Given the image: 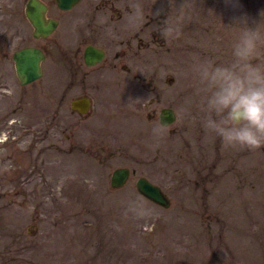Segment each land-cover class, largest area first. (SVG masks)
<instances>
[{"label": "rangeland", "instance_id": "rangeland-1", "mask_svg": "<svg viewBox=\"0 0 264 264\" xmlns=\"http://www.w3.org/2000/svg\"><path fill=\"white\" fill-rule=\"evenodd\" d=\"M141 5L162 9L156 30L171 21L182 34L158 38L148 62L122 61L133 72L155 74V91L139 90V117L123 118L114 90L107 88L106 107L88 116L71 111L70 101L88 94L80 8L61 14L76 17L78 63L53 62L57 48L50 45L44 74L31 84L20 85L10 60L17 40L8 50L0 39V264H264V147L226 149L204 130L197 107L203 86L194 71L207 60L231 61L238 19L247 15L249 26L259 21L264 0H239L238 7L226 0ZM13 22L32 45L51 40L33 39L21 11ZM156 95L159 107L176 114L159 140L152 129L160 124L144 115V104ZM187 107L191 116L181 119ZM117 167L131 173L123 187L111 188ZM140 176L162 188L168 208L137 192ZM129 194L142 197L153 214H126Z\"/></svg>", "mask_w": 264, "mask_h": 264}, {"label": "flooded vegetation", "instance_id": "flooded-vegetation-1", "mask_svg": "<svg viewBox=\"0 0 264 264\" xmlns=\"http://www.w3.org/2000/svg\"><path fill=\"white\" fill-rule=\"evenodd\" d=\"M29 1L0 0V39L8 47V50H11L10 47L15 40L18 42V45L11 50L9 55L13 65V53L24 47L40 49L44 56L42 63L45 62L49 55L48 47L50 45L57 48V59L55 58L53 62L64 61L68 66L76 65L80 58L79 51L74 46L76 17L65 20L61 17V14H69L75 8H80L85 15L87 28L85 47L88 46V48L102 54V58L96 62L94 61L95 57L90 52L88 60L94 63L86 65L82 52V62L88 68V94L81 95L88 96L90 101L86 116L93 112L96 107L103 108L107 106V98L103 91L106 88L114 90L117 96L114 103L120 109L119 111L126 115L123 118L143 116L138 112L141 104L139 102V90L155 91L156 87L152 83L155 80V74L147 75L133 72V68L122 63V61L128 57L135 60L141 58L145 62L150 61L152 54L155 53L152 43L156 44L158 38L159 41L163 40L159 30H156L160 25H156V23L160 20L161 15L156 16L154 15L155 10L143 8L144 20L137 26H133L129 20L132 14L131 5L133 0H78L67 9H63L58 0H38L44 6L43 17L45 21L55 23V28L46 36L35 37L33 35L34 29L26 16ZM137 2L141 4V0H137ZM18 11H21L25 24L31 28V37L44 42L51 39L47 41L48 44L32 45L26 42L27 37L23 33L24 29L18 27L17 24L14 26L13 16ZM54 34H57V36H53ZM7 57L8 53L5 52L4 58ZM104 64L111 72L104 71ZM93 69H97V71L93 73ZM118 70H121V73ZM43 74L44 69L42 68V76ZM96 94L99 97L98 101L95 100ZM122 102L128 107L124 106L123 108L120 105ZM158 104V95L147 100L144 104L145 120L148 123L158 122L163 125L160 122L161 112L163 109L171 107H159ZM163 126L167 127L166 125ZM90 150L91 143H88V152Z\"/></svg>", "mask_w": 264, "mask_h": 264}, {"label": "clouds", "instance_id": "clouds-1", "mask_svg": "<svg viewBox=\"0 0 264 264\" xmlns=\"http://www.w3.org/2000/svg\"><path fill=\"white\" fill-rule=\"evenodd\" d=\"M232 7L239 0H226ZM130 23L137 26L144 20L143 7L137 0L131 5ZM162 9L154 15L159 16ZM259 21L247 15L240 17L238 38L231 49L229 63L207 60L197 65L194 71L203 86V95L198 101L199 122L208 133L218 137L223 146L258 150L264 147V12ZM161 36L178 39L182 34L179 23L166 21L160 29ZM190 107L182 108L180 118L190 117ZM165 126L152 129L155 139L162 138ZM127 212L136 219L150 217L154 209L135 194H129Z\"/></svg>", "mask_w": 264, "mask_h": 264}, {"label": "water", "instance_id": "water-1", "mask_svg": "<svg viewBox=\"0 0 264 264\" xmlns=\"http://www.w3.org/2000/svg\"><path fill=\"white\" fill-rule=\"evenodd\" d=\"M78 0H58L63 9H67ZM44 6L38 0H30L26 8V16L31 23L35 37L46 36L54 28L55 23L52 21H45L43 17ZM94 51V52H93ZM93 55L94 61H99L102 54L99 51L92 50L85 47L83 51V59L86 65L93 64L88 60V55ZM43 54L40 49L36 47H24L14 52L13 61L15 66V73L20 85H27L42 76L41 62L43 61ZM90 101L87 96H80L73 98L70 101V109L79 115H84L89 110ZM175 113L171 108H165L161 112L160 122L163 125H170L175 121ZM130 171L127 167L115 168L109 178V185L112 188L122 187L129 178ZM135 188L137 192L149 200L150 202L162 207L168 208L170 206L169 197L156 184L150 182L147 178L141 176L135 181Z\"/></svg>", "mask_w": 264, "mask_h": 264}]
</instances>
